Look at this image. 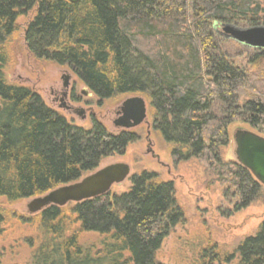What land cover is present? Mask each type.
I'll return each mask as SVG.
<instances>
[{
  "label": "trees",
  "instance_id": "trees-1",
  "mask_svg": "<svg viewBox=\"0 0 264 264\" xmlns=\"http://www.w3.org/2000/svg\"><path fill=\"white\" fill-rule=\"evenodd\" d=\"M34 9L24 43L36 59L67 67L100 102L146 96L153 130L176 162H204L235 190V212L259 198L263 186L239 164L223 163L220 150L237 122L264 138V50L246 73L221 52L216 28L264 27V0H0V69L17 19ZM0 101V197L11 202L77 182L139 139L96 120L77 127L1 73ZM156 179L142 171L121 195L36 214L42 234L31 263L158 264L155 253L183 214L173 184ZM72 223L104 236L99 249L82 246ZM236 253L238 264H264V223Z\"/></svg>",
  "mask_w": 264,
  "mask_h": 264
},
{
  "label": "rangeland",
  "instance_id": "rangeland-1",
  "mask_svg": "<svg viewBox=\"0 0 264 264\" xmlns=\"http://www.w3.org/2000/svg\"><path fill=\"white\" fill-rule=\"evenodd\" d=\"M35 11L34 9L20 16L16 21L17 31L8 47L6 61L0 69L5 82L37 94L45 106L77 127L88 130L92 120H96L112 134L121 131L113 126L121 103L131 97L142 98L146 105V122L129 130L139 137L138 141L128 145L124 154L102 159L96 169L118 163L130 167L129 177L120 185H114L109 194L121 195L127 192L130 178L142 171L157 174L156 182L173 184L176 206L182 212L183 218L169 229L155 253L156 263L238 264L237 248L246 239L254 237L264 223V187L256 201L235 212L234 207L238 202L235 190L229 184L219 183L204 162L195 159L176 162L171 157L172 146L153 130L152 110L146 96H117L100 102L67 67L36 59L28 51L24 43V33L34 18ZM216 30L217 36H221L218 45L227 59L246 73L255 72V66L252 67L250 62L258 52L223 37L222 25L217 26ZM64 75L69 78L70 95H74L76 99L71 104L84 111V119L66 112L58 107V102H54L57 96L55 94L62 87ZM236 130L255 133L248 125L240 122L230 125L228 144L220 150L223 163H237L233 141ZM225 190L228 191L227 196L224 195ZM30 201L31 199L11 202L0 197V215L3 219L0 225V264H32V254L42 233L38 216L28 214L27 205ZM71 207L73 204L64 208ZM79 227L78 223L71 224V232L77 233L79 243L85 248L98 250L104 236L81 233Z\"/></svg>",
  "mask_w": 264,
  "mask_h": 264
},
{
  "label": "water",
  "instance_id": "water-1",
  "mask_svg": "<svg viewBox=\"0 0 264 264\" xmlns=\"http://www.w3.org/2000/svg\"><path fill=\"white\" fill-rule=\"evenodd\" d=\"M77 3L80 0H68ZM226 39L255 50H264V27L239 29L231 25L222 26ZM68 79V78H67ZM84 119L82 110L66 108ZM146 122V105L142 98L131 97L123 101L116 112L113 126L129 131ZM237 164L247 169L252 177L264 187V138L247 130H236L233 135ZM152 153V152H151ZM130 174V167L118 163L96 170L79 181L58 187L42 196L31 199L27 205L30 215H36L49 207L63 208L79 204L110 193L114 185L123 183Z\"/></svg>",
  "mask_w": 264,
  "mask_h": 264
},
{
  "label": "flooded vegetation",
  "instance_id": "flooded-vegetation-1",
  "mask_svg": "<svg viewBox=\"0 0 264 264\" xmlns=\"http://www.w3.org/2000/svg\"><path fill=\"white\" fill-rule=\"evenodd\" d=\"M68 76L66 77L65 75L62 77V87L60 89V91L57 92L56 99L54 102H58V107L62 108L63 110H65L68 113H72L71 111H67L66 108H70V109H75V110H79L77 108H75L71 103H75L73 101V95H70L69 92V82H68ZM59 95V96H58ZM2 110V103L0 101V113ZM84 112V111H83ZM73 114V113H72Z\"/></svg>",
  "mask_w": 264,
  "mask_h": 264
}]
</instances>
